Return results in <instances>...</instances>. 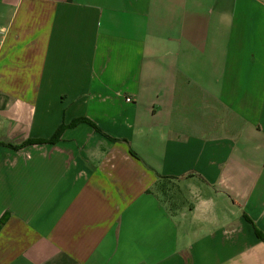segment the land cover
<instances>
[{"label":"crops","instance_id":"1","mask_svg":"<svg viewBox=\"0 0 264 264\" xmlns=\"http://www.w3.org/2000/svg\"><path fill=\"white\" fill-rule=\"evenodd\" d=\"M0 41V264H264V0H0Z\"/></svg>","mask_w":264,"mask_h":264},{"label":"trees","instance_id":"2","mask_svg":"<svg viewBox=\"0 0 264 264\" xmlns=\"http://www.w3.org/2000/svg\"><path fill=\"white\" fill-rule=\"evenodd\" d=\"M83 123H86V124L90 125L92 128H94L96 130V132L103 134L102 131L98 127H96L91 121H89L86 118H79V119L74 120L69 126L60 127L58 129V131L56 132V134L50 140L29 141V142H25L24 144H22L20 146H9V147L12 148V149H15V150H20V149H22L25 146L30 145V144H55L61 138L62 134L68 128H74V127L78 126L79 124H83ZM111 140L114 141V142L117 141L115 139H111ZM171 180H173V179L172 178H166V177L160 178V181L158 182V185L160 186V190L161 191L167 190L169 184H171V182H170ZM7 220H8V215L7 214L4 215L0 219V231L3 228V226L6 224ZM257 235H258V238L261 241L264 242V235L261 232H259V231H257Z\"/></svg>","mask_w":264,"mask_h":264},{"label":"rangeland","instance_id":"3","mask_svg":"<svg viewBox=\"0 0 264 264\" xmlns=\"http://www.w3.org/2000/svg\"><path fill=\"white\" fill-rule=\"evenodd\" d=\"M159 186V185H158ZM157 189H155L156 191ZM159 193L161 194V201L164 205H166V207H168L169 209H172V206H171V200L173 199H176L178 200L179 199V195H180V199H184L183 197V193H180L178 191V188L176 187V184L174 186H168L167 190H163L161 191L160 188H159Z\"/></svg>","mask_w":264,"mask_h":264},{"label":"built area","instance_id":"4","mask_svg":"<svg viewBox=\"0 0 264 264\" xmlns=\"http://www.w3.org/2000/svg\"><path fill=\"white\" fill-rule=\"evenodd\" d=\"M0 45H1V41H0ZM128 101H130V100H128Z\"/></svg>","mask_w":264,"mask_h":264}]
</instances>
